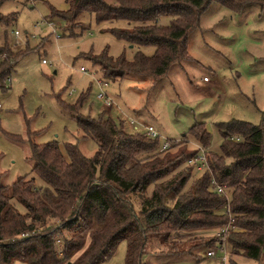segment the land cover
<instances>
[{
    "label": "trees",
    "instance_id": "obj_1",
    "mask_svg": "<svg viewBox=\"0 0 264 264\" xmlns=\"http://www.w3.org/2000/svg\"><path fill=\"white\" fill-rule=\"evenodd\" d=\"M212 1L236 13L250 5L264 6V0H65L66 9L49 11L68 26L77 24L83 13L92 14L96 22L133 23L107 31L132 46L153 47L151 54L137 50L128 60L123 53L109 55L105 48L88 58L99 65L104 79L136 74L155 81L174 64L194 60L188 53V35L198 28ZM164 15L173 17V28L150 23ZM13 16L0 13V25H9ZM25 53L15 52L7 41L0 45V88H8L6 80ZM84 100L82 93L76 103L61 104L75 115L81 137L95 142L93 156H84L72 142L63 150L57 141L33 143L34 176L0 185V264H100L123 240L124 264H146L142 254L149 239L157 237L170 246L168 251H176L177 240L168 244L175 232H185L194 246L227 243L232 253L260 260L264 110L259 124L237 119L217 123L219 152L209 150L210 134L203 123H195L188 133L206 150L207 159V168L197 172L187 159L200 148L188 149L186 134L162 150L159 138L129 133L121 119L80 113ZM192 173L199 175L192 179ZM36 177L42 185L36 184ZM212 179L223 187V194L209 189ZM132 195L139 198L138 205ZM212 228L225 232H201Z\"/></svg>",
    "mask_w": 264,
    "mask_h": 264
},
{
    "label": "rangeland",
    "instance_id": "obj_2",
    "mask_svg": "<svg viewBox=\"0 0 264 264\" xmlns=\"http://www.w3.org/2000/svg\"><path fill=\"white\" fill-rule=\"evenodd\" d=\"M1 2L0 13L13 14L15 20L9 25H0V45L7 41L15 52H26L14 64L10 81L6 80L8 88H0L2 186L11 185L21 176H34L33 143L57 141L63 150L65 143L72 142L84 156H93L95 142L81 137L75 115L61 104L76 103L82 93L85 100L80 113L122 119L129 133H145V128L151 125L161 142L180 141L186 134L188 149L200 148L188 133L195 123H203L210 134L209 150L219 152L222 137L217 123L233 119L252 124L261 121L264 110V6L250 5L236 13L212 1L201 14L198 28L188 35V53L194 60L174 64L165 76L153 81L150 76L136 74L104 79L99 65L88 58L91 53L98 54L105 48L109 55L116 57L123 53L128 60L137 50L151 54L153 47L132 46L107 31L130 28L133 23L124 20L96 22L92 14L83 13L77 24L68 26L50 17L49 11L50 7L66 9L65 0ZM45 22H52L59 38L55 37L52 27L43 24ZM150 23L173 28V17L159 16ZM82 27L85 28L83 32ZM15 30L19 32L18 37L14 35ZM81 67L86 72L81 71ZM100 92L106 93L111 100L110 107L97 99ZM198 175L192 173V179ZM36 184L42 185L38 177ZM132 199L139 204L137 196L132 195ZM17 206L20 212L25 211L22 205ZM221 211L225 212V207ZM220 230L212 228L201 232L214 236ZM175 233L168 244L177 240L176 251H168L170 246L151 237L142 254V262L264 264V252L258 261L232 253L227 243L210 248L194 246L186 241L185 232H177L181 236ZM202 233L196 231L197 236ZM88 242L89 239L86 244ZM209 250L214 254L208 256ZM126 252L127 243L123 240L112 256L100 264H124Z\"/></svg>",
    "mask_w": 264,
    "mask_h": 264
},
{
    "label": "built area",
    "instance_id": "obj_3",
    "mask_svg": "<svg viewBox=\"0 0 264 264\" xmlns=\"http://www.w3.org/2000/svg\"><path fill=\"white\" fill-rule=\"evenodd\" d=\"M33 1V0H30ZM49 27H52V22H45L43 23ZM52 32L54 33L56 38H59V34L56 32L55 28L52 27ZM14 35L16 37L19 36V32L17 30L14 31ZM42 62H45L44 60H42ZM81 71L86 72V70L84 68H80ZM8 81H10V79H7ZM204 80H207L206 77L204 78ZM105 84V83H104ZM98 100H102L106 105L111 106V100L108 98V96L106 95V93L100 92L99 94L96 95ZM132 122V121H131ZM145 133L150 137V138H159V134L158 132L154 129L153 126L149 125L145 128ZM160 139V138H159ZM170 146V142L168 141H164L161 142V146L160 148L162 150H165L167 148H169ZM187 164L193 166V168L197 171V172H203L206 168H207V159H206V150L204 148L199 149V152L193 156L190 157L189 159H187ZM209 189L212 192H217V193H221L223 194L224 190L222 186L217 185V183L212 179L210 181V185H209ZM227 210V208L225 207V211ZM225 229H221L220 233H224ZM218 233L217 235L220 236L221 234ZM223 238V237H222ZM214 252L212 250L207 251V255H213Z\"/></svg>",
    "mask_w": 264,
    "mask_h": 264
},
{
    "label": "crops",
    "instance_id": "obj_4",
    "mask_svg": "<svg viewBox=\"0 0 264 264\" xmlns=\"http://www.w3.org/2000/svg\"><path fill=\"white\" fill-rule=\"evenodd\" d=\"M65 7H66V5H65ZM105 106H107V107H110L109 105H106V104H104ZM103 111H104V109H103ZM122 120V119H121ZM124 122V121H123ZM225 258V257H224Z\"/></svg>",
    "mask_w": 264,
    "mask_h": 264
},
{
    "label": "water",
    "instance_id": "obj_5",
    "mask_svg": "<svg viewBox=\"0 0 264 264\" xmlns=\"http://www.w3.org/2000/svg\"><path fill=\"white\" fill-rule=\"evenodd\" d=\"M69 264V263H68Z\"/></svg>",
    "mask_w": 264,
    "mask_h": 264
}]
</instances>
